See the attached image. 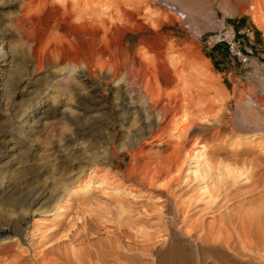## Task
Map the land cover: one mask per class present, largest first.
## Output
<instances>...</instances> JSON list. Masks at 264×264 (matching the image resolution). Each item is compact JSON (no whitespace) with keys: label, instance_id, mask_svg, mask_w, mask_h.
<instances>
[{"label":"rangeland","instance_id":"1","mask_svg":"<svg viewBox=\"0 0 264 264\" xmlns=\"http://www.w3.org/2000/svg\"><path fill=\"white\" fill-rule=\"evenodd\" d=\"M17 1L0 0V221L28 216L22 235L5 229L12 235L6 244H13L7 261L146 264L168 235L160 191L174 190L187 228L195 219L243 214L264 202V15L256 8L244 12L233 0H122L146 28L128 42L136 45L151 31L171 53L181 50L170 68L185 69L183 89L197 103L207 101L198 104L204 111L211 107L191 133L200 136L201 148L152 190L140 178L152 173V161L129 155L139 137V102L108 89L100 70L81 85L66 78L65 65L43 60L32 41L50 15L22 17L9 9ZM128 169L140 176L127 181ZM175 175L178 183L166 189Z\"/></svg>","mask_w":264,"mask_h":264},{"label":"bare ground","instance_id":"2","mask_svg":"<svg viewBox=\"0 0 264 264\" xmlns=\"http://www.w3.org/2000/svg\"><path fill=\"white\" fill-rule=\"evenodd\" d=\"M233 1V3L240 1L244 12L256 8L264 15V0ZM123 4L122 0H19L9 6V9L22 17L29 13L48 11L50 19L42 27L40 26L36 39L32 38L33 49L49 64L65 65L68 68L65 74L68 80L84 85L85 82H89L88 76L100 70L109 79V82L105 83L108 89L117 87L119 92L128 94L139 102L137 110L142 119L139 137L133 148L129 149V155L138 156L143 161L149 158L153 163L152 173L146 172L140 176L128 169L126 179L130 181L140 176L141 186L147 181L149 186L146 189L153 190L155 183L168 179L167 176L179 163L183 160L188 161L196 153V148H201L203 144H200L202 141L200 136L196 134L198 138L196 135L192 137L191 133L195 124L199 122L197 120L211 107L208 104L207 107L210 109L206 107L208 110L204 111L198 105L201 101L199 94L196 96L200 97L197 103L198 99L195 100L193 93L186 91L190 90L187 85L186 90L183 89L184 84L181 83L186 80L183 74L185 69H178L177 66L173 67L174 70L170 68L172 67L170 63L176 58L175 51L180 55L183 53L181 50V53L178 52L179 49L175 50L174 54L171 53L164 40L158 39L151 31L148 35L138 37L136 45L128 42L129 39L132 41L131 38H134L135 33L146 28L139 20V13H126ZM112 11L114 13H111ZM26 40L31 41L28 36ZM176 46L178 48V44ZM182 56L186 59V55L182 54ZM183 66L181 68H184ZM122 98L124 102L125 97ZM203 101L205 100L202 99L201 102ZM259 103L264 105V102ZM130 106L132 103L128 102L127 107ZM210 113L211 110L207 112ZM197 127L199 128V124ZM174 181L178 183L177 175L166 181L165 188L167 189V186ZM70 185H63L64 189ZM86 186L84 190L87 191ZM3 193L4 189H1L0 197L2 195L4 197ZM160 193H164L167 201L165 212L168 217V235L164 246L155 248L152 261L146 264H264V202L255 204L250 208L251 210L247 209L243 214H239L236 209L225 214L219 213L220 215H216L217 217H213L210 221L202 218L192 219L193 223L187 228V219L179 217L183 209L175 202L174 190L160 191ZM257 195L259 197V194ZM27 216V212L15 214L8 216L5 221H0V264L17 263L15 259L7 261L12 255L13 244H6V241L11 240L12 235L5 234V229L10 226L16 236L22 235L27 224ZM144 240L143 245L150 246L146 239ZM233 244L234 246L238 244L250 254H242L235 250ZM253 252L259 253L260 259L251 255ZM41 255L39 256L41 262L46 263L47 257Z\"/></svg>","mask_w":264,"mask_h":264}]
</instances>
